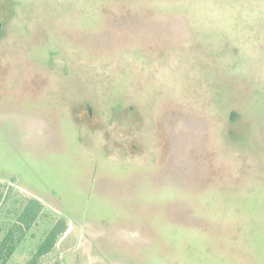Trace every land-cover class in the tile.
<instances>
[{"label": "rangeland", "instance_id": "1", "mask_svg": "<svg viewBox=\"0 0 264 264\" xmlns=\"http://www.w3.org/2000/svg\"><path fill=\"white\" fill-rule=\"evenodd\" d=\"M0 264H264V0H0Z\"/></svg>", "mask_w": 264, "mask_h": 264}, {"label": "trees", "instance_id": "2", "mask_svg": "<svg viewBox=\"0 0 264 264\" xmlns=\"http://www.w3.org/2000/svg\"><path fill=\"white\" fill-rule=\"evenodd\" d=\"M64 232V231H63ZM62 233V232H61ZM56 239V232L55 231H51L49 233V235L47 236V238L45 239V241L41 244V246L38 248V254H43L44 252H47L48 249L51 247L52 242ZM14 243V242H13ZM12 243V244H13ZM9 245L7 247V251H6V256L9 257L10 254L12 253L14 246L13 245ZM5 245V243L2 244V246Z\"/></svg>", "mask_w": 264, "mask_h": 264}]
</instances>
